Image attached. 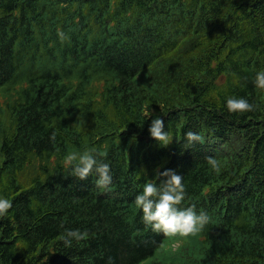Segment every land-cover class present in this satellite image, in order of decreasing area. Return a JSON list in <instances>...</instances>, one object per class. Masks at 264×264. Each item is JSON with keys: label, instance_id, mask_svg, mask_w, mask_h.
Wrapping results in <instances>:
<instances>
[{"label": "trees", "instance_id": "obj_1", "mask_svg": "<svg viewBox=\"0 0 264 264\" xmlns=\"http://www.w3.org/2000/svg\"><path fill=\"white\" fill-rule=\"evenodd\" d=\"M262 70L264 0H0V197L13 203L0 264H142L167 237L135 197L169 169L186 187L179 207L210 217L193 263L264 264ZM231 96L257 110L229 113ZM189 130L204 143L185 147ZM91 148L111 168L106 189L64 164ZM68 229L89 236L66 247Z\"/></svg>", "mask_w": 264, "mask_h": 264}, {"label": "clouds", "instance_id": "obj_2", "mask_svg": "<svg viewBox=\"0 0 264 264\" xmlns=\"http://www.w3.org/2000/svg\"><path fill=\"white\" fill-rule=\"evenodd\" d=\"M57 35L63 43L66 37L64 31L57 29ZM253 83L256 87L264 89V70L256 73ZM226 107L229 113L244 114L255 112L257 106L242 97L231 96L227 98ZM153 109H147L143 115L146 119L151 118L148 131L150 137L156 140L162 147H167L173 142L170 131H165L164 120L160 116L153 117ZM186 145L191 147L196 143L203 144L204 137L191 130L185 134ZM52 142L56 140V133L50 137ZM97 150L91 148L83 154L70 153L66 156L64 164L72 169V175L80 180H86L93 172L98 175L96 186L106 189L112 184L111 168L109 164L96 158ZM205 160L210 168L219 175L221 165L219 161L206 156ZM163 177V179H161ZM159 180V183H157ZM186 197V187L183 176L175 170H157L156 179H148L143 191L135 197V206L142 210V221L152 231L163 233L165 237H189L201 232L209 224L210 217L205 211L197 213L196 206L179 207ZM13 208V203L6 197H0V217H4ZM89 232L80 229H68L62 234V242L66 247H71L73 241L79 243L88 238ZM173 248H179L180 242L176 241ZM108 264H113L111 258Z\"/></svg>", "mask_w": 264, "mask_h": 264}, {"label": "rangeland", "instance_id": "obj_3", "mask_svg": "<svg viewBox=\"0 0 264 264\" xmlns=\"http://www.w3.org/2000/svg\"><path fill=\"white\" fill-rule=\"evenodd\" d=\"M4 98L0 99V106L4 104ZM36 171L27 169V171ZM176 241L180 242L179 248H173L172 245ZM195 241H198V235L189 237H167L165 241V250L158 251L154 256L149 257L142 264H194V259L199 257L196 250L193 249ZM191 243V244H190Z\"/></svg>", "mask_w": 264, "mask_h": 264}]
</instances>
